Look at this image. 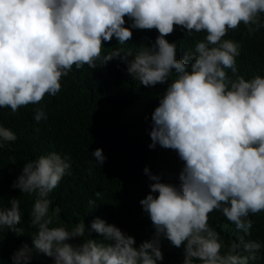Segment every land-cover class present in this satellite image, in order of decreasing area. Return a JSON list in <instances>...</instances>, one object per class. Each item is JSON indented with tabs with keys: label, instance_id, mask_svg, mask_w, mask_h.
Returning a JSON list of instances; mask_svg holds the SVG:
<instances>
[{
	"label": "clouds",
	"instance_id": "1",
	"mask_svg": "<svg viewBox=\"0 0 264 264\" xmlns=\"http://www.w3.org/2000/svg\"><path fill=\"white\" fill-rule=\"evenodd\" d=\"M262 17L264 0H0V108L16 114L40 104L61 91L73 66L96 69L97 61L103 67L119 58L140 85H167L151 115L149 147L174 150L183 162L178 184L144 169L153 183L139 203L154 233L137 246L135 237L99 217L87 229L84 220L71 230L50 227L59 221L61 208L53 207L49 195L72 174L71 158L53 151L29 160L11 187L34 197L30 221L36 231L33 247L25 243L14 251L12 264H30L33 250L54 264H162V239L182 249L183 264L259 259L262 244L243 238L222 254L220 234L208 221L219 211L250 235V215L264 212V76L240 75L241 45L225 39L241 24L254 34L264 28ZM174 26L205 34L182 59L176 43L166 39ZM132 29L159 34L151 46L139 45L134 56L121 48L102 55L113 38L118 45L131 41ZM34 120H47L43 107L34 109ZM16 139L0 124V149ZM91 155L99 167L106 159L100 148ZM89 203L95 206L94 200ZM9 204L0 205V233L23 235L20 201L10 198ZM91 232L102 239L91 238Z\"/></svg>",
	"mask_w": 264,
	"mask_h": 264
},
{
	"label": "trees",
	"instance_id": "2",
	"mask_svg": "<svg viewBox=\"0 0 264 264\" xmlns=\"http://www.w3.org/2000/svg\"><path fill=\"white\" fill-rule=\"evenodd\" d=\"M125 19V26L130 27L131 20ZM174 28L166 39L176 43L177 59H182L186 51L194 49L196 41L204 39L205 34L187 33L179 26ZM132 32V40L124 45H118L115 38L106 42L102 55L121 48L125 54L134 56L140 50L139 45L151 46L159 34L155 29H132ZM225 39L241 45L240 55L236 58L240 75L246 79L256 74L264 76V28L250 35L241 24ZM126 67L119 58L103 67L97 61L96 69L85 65L77 70L73 66L62 78V88L56 96L46 95L40 104L22 107L16 114H12L10 108H0V124L17 136L16 141L0 149V205L10 207V198L19 199L21 224L18 227L24 230L20 236L7 229L0 233V264H12V254L23 244L32 248L31 234L36 231L30 221L34 197L21 194L11 185L24 163L53 151L71 158L72 174L65 176L49 195L53 207L59 205L61 208L59 221H54L50 227L62 225L71 230L84 220L87 229L99 217L135 237L137 246L153 235L150 218L139 203L149 194V184L153 183L144 169L147 167L162 182L178 184L183 162L174 150L158 144L155 149L149 147L152 143L149 135L151 115L167 85H140ZM39 107L44 108L47 120L36 122L34 109ZM97 148L102 149L106 157L100 167L91 155ZM10 158L15 159V164ZM96 192L102 193L100 199L95 197ZM93 200L95 206L89 203ZM249 218L253 220L250 235L237 230L219 211L210 214L208 223L220 234L224 245L222 254L232 242L239 243L241 238L245 242L256 240L262 244L259 259L249 264H264V212ZM90 237L102 239L95 232H91ZM161 245L162 264H183L182 249L171 246L166 239H162ZM239 251L246 255L242 245ZM30 264H54V261L33 250Z\"/></svg>",
	"mask_w": 264,
	"mask_h": 264
}]
</instances>
